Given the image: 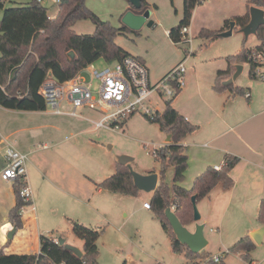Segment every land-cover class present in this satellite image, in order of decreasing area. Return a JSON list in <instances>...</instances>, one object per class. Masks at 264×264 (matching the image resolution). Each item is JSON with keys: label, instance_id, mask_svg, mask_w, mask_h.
Masks as SVG:
<instances>
[{"label": "rangeland", "instance_id": "obj_1", "mask_svg": "<svg viewBox=\"0 0 264 264\" xmlns=\"http://www.w3.org/2000/svg\"><path fill=\"white\" fill-rule=\"evenodd\" d=\"M16 2H26L27 0H12ZM146 5L143 11L148 12V18L153 22L152 26L143 25L138 30H129L125 34L116 35L114 41L121 48L135 56L143 57L146 66L149 69L150 81L155 82L165 76L169 71L181 63L185 58V80L182 89L178 92L172 104L177 106L179 111H186L200 104L202 98L212 94L217 98V104L224 106L225 98L228 94L226 91L223 95H216L211 89V83L217 70H225L227 68L226 57L238 54L242 48H252L260 42L261 35L258 33H250L245 37L241 26L235 24L231 33L227 36H219V33L229 29L230 22H235L236 18L249 14V8L255 4L253 0H203L194 10L188 29V37L191 42L180 41L174 43L167 35L169 28L175 27L181 17L183 9V0H144ZM11 0L4 3V8L13 5ZM42 5L47 7L48 14L55 16L57 5L44 0ZM129 3L126 0H85V6L95 13L101 20L108 21L113 27L119 28L121 24V13L126 9ZM0 8V18L3 14V9ZM132 9V6L129 7ZM78 34H92L95 30L94 24L90 19L77 20L71 27ZM201 30L214 31L213 39H208L205 36H199ZM264 33V32H263ZM190 54H187V52ZM113 63V60L106 61L99 58L92 64L87 66L83 71L86 79H90L89 71L93 68H102L106 64ZM242 66V71L233 80L232 86L236 85L247 87V84H253V88L259 92L264 90V83L249 77V65L244 61H239ZM208 99V97H207ZM209 100V99H208ZM156 101V99H155ZM246 99L241 93H237L234 97L228 99L227 108H238L242 112L237 116L239 118L246 116L249 110L245 107ZM63 109H69L66 102H62ZM87 108V107H85ZM164 108L163 101H160L157 106L158 110ZM83 109V108H82ZM47 113H32L28 111H19L5 109L0 107V127L11 126L12 129L27 126L26 131L37 129L40 132L29 131L25 133L27 137L32 136L34 148H39L43 151L42 154H48L56 148L52 140L48 139L46 127L57 120L67 119L76 123H83L74 119L75 117H62L60 115L50 114V107H46ZM81 109L78 110L80 112ZM122 127L111 130L102 128L100 138H94L95 134L91 135V139L98 142V145L90 143L87 138L76 137L72 138V173L73 182L77 185H89L88 178H93L95 175L97 164L93 157L102 159L107 162V176L115 171V164L118 157L125 155L132 158L130 167L138 173L151 171L158 173L159 182L172 184L173 167L169 166L165 173L161 176V162L153 155V150L165 144L167 133L160 130L156 123L151 122L141 111L134 112L121 120ZM24 133L8 134L0 138V167L4 164V151L7 143L14 144L18 138L23 140ZM33 134V135H32ZM19 135V136H18ZM57 140L55 139L54 142ZM47 143V146L40 148L41 145ZM60 148V146H59ZM52 150V151H51ZM204 150L211 148L204 147ZM80 170L76 173L75 170ZM191 169L188 165L181 186L190 189ZM8 190L5 182L0 181V232L4 234L12 230L9 223V228L2 227V222L7 220L6 214V195ZM95 191V189L93 190ZM105 194V193H103ZM111 196V195H110ZM118 200L114 204H105L104 197H100L98 202H92L94 208L98 212L109 213L110 223L103 222L97 219L96 229L100 231L97 240L98 254L96 256V264H206L209 258H196L194 260L186 257L185 250L173 251L170 245V239L163 231L160 222L155 217L152 209L146 210L143 208L144 202H149L151 192L139 190L135 195H119ZM109 201V200H107ZM98 203V204H95ZM175 204V203H174ZM171 203L170 207L174 205ZM31 203L25 205L24 210H27ZM113 205L117 209H113ZM199 210V205L197 204ZM80 207V206H79ZM75 206L70 205L65 201H59L52 205V212L55 216H61L63 213L74 217ZM105 209H108L107 211ZM78 210V209H77ZM175 210V209H173ZM72 211V212H71ZM67 212V213H65ZM71 212V213H70ZM77 217V216H76ZM76 220V218H72ZM79 222V221H78ZM193 222V221H192ZM192 222L187 226L192 227ZM83 224L84 222H80ZM86 225V224H83ZM87 226V225H86ZM90 227V226H89ZM51 231V230H50ZM55 231L52 235H56ZM217 228H212L208 231V240L210 244L205 248L210 256L220 253L219 247L224 251L231 246V242L226 237L218 235ZM8 235V234H7ZM81 243L72 235V246L77 247V243ZM69 244V243H68ZM78 248V247H77ZM204 249V250H205ZM250 260H245L241 255H233V253L224 254L223 261L225 264H251V260L255 264H264V236L262 242L257 244L249 254Z\"/></svg>", "mask_w": 264, "mask_h": 264}, {"label": "trees", "instance_id": "obj_2", "mask_svg": "<svg viewBox=\"0 0 264 264\" xmlns=\"http://www.w3.org/2000/svg\"><path fill=\"white\" fill-rule=\"evenodd\" d=\"M201 1L203 0H183L182 17L167 33L172 42L181 41V30L190 25L193 10ZM253 1L257 5L261 3V0ZM11 2L14 4L5 8L4 3L0 2V8H4L0 18V107L2 108L44 111L46 104L38 90L46 78L51 77L57 83H62L99 58L114 61L129 55L114 41L116 35L125 34L129 29L125 25L115 28L108 21L101 20L85 6V0H59L56 4L55 16H50L47 7L37 0L26 2L11 0ZM145 5L146 2L142 0L141 11ZM81 19L92 21L95 27L92 34H78L73 31L72 25ZM248 19L249 14H245L236 18L235 24L242 28L247 24ZM263 32L262 26L256 33L264 37ZM214 35V31L199 32V36L208 39H213ZM70 52H73V56H70ZM247 52L248 49L242 48L238 54L226 57L227 68L216 71L212 84L214 91L228 90L231 95L241 92L242 89L232 86V83L225 85L224 82L234 74L239 61H246ZM249 76L251 77L250 74ZM174 97L165 101L162 111H156L152 116L145 115L151 122L156 123L160 130L170 135V142L153 150V155L161 162L160 175L162 176L169 166L173 167L172 184L159 182L149 201L150 208L169 237L173 251L185 250L186 257L191 260L209 258L206 264H224V254L229 252L239 254L249 261V254L256 246L249 235L239 238L228 251L222 252L221 261L214 262L210 253L204 250L192 253L181 244L165 217V209L170 207L171 203H175L174 213L181 224L183 226L190 224L193 221L191 196L195 195L197 201L208 195L219 182L230 186L232 180L228 173L238 161L236 157L226 155L224 158L226 163L219 170L208 167L195 178L190 189L181 186L188 165V157L181 140L194 131L196 126L187 122L172 106ZM122 124L123 122L120 123V127ZM13 184L16 203L9 210L8 222L18 230L22 227L20 207L27 203L19 195L23 181L17 179ZM96 186L121 195H135L139 191L133 184L128 166L119 163L115 172L99 181ZM258 220L264 224V200L260 202ZM71 224L72 233L83 240L80 257L68 249L65 243H55L51 236L40 235L39 252L7 255L0 250V264L96 263L100 231L77 221H72Z\"/></svg>", "mask_w": 264, "mask_h": 264}, {"label": "crops", "instance_id": "obj_3", "mask_svg": "<svg viewBox=\"0 0 264 264\" xmlns=\"http://www.w3.org/2000/svg\"><path fill=\"white\" fill-rule=\"evenodd\" d=\"M129 7L130 5L126 7L120 16L129 10ZM126 52L138 58L146 65L143 57L135 56L128 51ZM236 86L242 89L239 93H242L243 96L245 92L250 93V97L245 98L246 101L243 102L249 113L241 118L237 116L242 112L241 110L238 108H227L228 99L234 97L228 90L216 92L212 89L219 96L223 95L226 91L228 92L225 98L226 103L221 107L216 102L217 98H214L212 94H206L209 100L207 97L202 98L200 104L181 112L177 106L172 104L177 95L171 102L172 106L187 122L196 126L194 131L188 133L181 140V145L185 148L188 165L191 169V187L197 176L208 167L221 164L226 155L238 159L237 163L228 173L232 184L226 186L219 182L211 189L208 195L196 201L199 205L201 216L199 223L204 224V233L208 241L204 249L210 244L207 234L208 231H212V228H217L220 240L221 237H226L231 242L230 244H234L242 236H250L251 232L264 225L258 220L260 202L264 200V90L257 92L253 88V84H247V87L244 88ZM163 103H165V100ZM28 112L44 114L47 113V110ZM49 113L62 117H74L68 114H56L52 109ZM80 115V117H75L74 119L84 121L83 123L75 124L73 122L72 124L70 120L62 119L46 126L48 128L46 131L47 136H49L48 139L52 140L55 144L54 148H56L48 154H42L41 151L43 150L34 148L32 136L27 137L28 134L25 135L29 131L34 134V132H40V130L30 129L26 131L27 126H21L17 129H12L11 126L0 127V138L10 133H24L23 140L18 138L17 142L14 141V144L7 143L5 147L11 145L27 155L26 176L32 193L31 205L21 214L22 227L15 231L12 238H8L7 234L9 232L7 234L0 232V250L4 254L39 252L40 235H48L57 239L63 238L65 243L69 244H72L73 235L81 242L77 243V247L82 250L83 240L72 233L71 222L75 221L72 218H76L77 222H84L83 224L94 229H96L95 226L97 227L96 223H98L97 219L99 218L103 222H111L109 213L102 212L100 214L98 209L92 205V202H98L102 196L104 197L105 204H114L120 197L117 193H112L96 186L99 181L108 177L106 175L109 172L107 162L105 161L104 163L102 159L93 157L94 161L99 165L96 167L95 175H91L93 178H88L87 180L90 186L86 184L85 186H79L77 182H73L72 138H87V141L92 144L95 143L94 145L97 147L98 142L90 137L92 134H95L94 138L101 137V133L99 132L101 129H96L93 122L99 120L103 113L97 109L83 108L80 110ZM55 139L57 140L56 142H54ZM165 143H168L166 139ZM46 146L47 143H44L40 148ZM208 146L211 150H204V147ZM117 163L118 161L115 164V170ZM75 171L76 173H80V170L76 169ZM149 173L152 172L147 171L141 174ZM0 181L5 182V185L8 187L5 197L6 212L9 213V210L16 203V195L13 189L14 182L5 181L1 178ZM158 184L159 176L157 178ZM184 188L188 189L185 186ZM94 189L95 191H93ZM152 193L153 191H151V196ZM59 201H65L70 205L71 210L72 205L75 206L78 209H75L76 215L72 217L71 211V215L63 213L61 216H55L51 208L54 203ZM143 208L146 210L151 209L144 206ZM115 209L117 208L113 205L111 211ZM105 210L107 211L108 209ZM5 216L7 220L2 222V224H5L4 227L7 226L8 230H10V226H8V214ZM191 228H194V222H192ZM53 231L57 234L52 235ZM251 240L253 241L252 238ZM254 244L257 245L256 243ZM231 246L229 245L226 250L228 251ZM222 248L224 247H219L220 253L224 252ZM204 251L207 252L206 249ZM233 255L237 254L233 253ZM251 264H255V262L251 260Z\"/></svg>", "mask_w": 264, "mask_h": 264}, {"label": "built area", "instance_id": "obj_4", "mask_svg": "<svg viewBox=\"0 0 264 264\" xmlns=\"http://www.w3.org/2000/svg\"><path fill=\"white\" fill-rule=\"evenodd\" d=\"M6 1L0 0L3 3ZM37 1L42 4L44 0ZM49 1L55 4L59 2V0ZM254 5L264 12V0H261L260 5ZM262 26L264 27V25ZM181 41L191 42L188 37V27L181 30ZM188 54H190L189 51L186 56ZM185 60L186 58L159 80L151 82L146 65L138 58L127 55L102 68L91 69L89 71L90 79H86L83 75V71L87 67L62 83H57L53 78L48 77L40 85L38 93L44 99L46 107H50L56 114L80 117L79 109L87 107L100 110L103 115L99 120L93 122L94 127L115 130L121 128V120L126 119L134 112L141 111L144 115L152 116L158 111L157 106L160 101L174 97L184 84ZM245 62L249 65L251 77L264 83L263 36L257 45L248 49ZM244 97L249 98L250 93L245 92ZM62 102H66L69 109H63ZM3 157L4 164L0 170V178L10 182L21 179L23 185L19 190V195L25 203L30 204L32 193L26 176L27 155L13 146L7 145ZM225 163L226 161L223 160L221 164H216L213 168L219 170ZM27 204L20 207L21 214ZM143 206L150 208L149 202H144ZM175 207L176 204L170 208L173 210ZM1 226L4 227L5 224ZM52 240L58 243L57 238ZM222 258V253L211 257L214 262H219Z\"/></svg>", "mask_w": 264, "mask_h": 264}, {"label": "water", "instance_id": "obj_5", "mask_svg": "<svg viewBox=\"0 0 264 264\" xmlns=\"http://www.w3.org/2000/svg\"><path fill=\"white\" fill-rule=\"evenodd\" d=\"M129 5L132 6V9L125 11L121 16V23L125 25L129 30H138L143 25L152 26L153 22L148 18V12L141 11L142 9V0H129ZM138 11V12H137ZM235 22H230L229 29L222 33H219V36H227L231 33V30ZM264 25V12L259 7L252 5L249 8V19L247 24L242 27V32L245 37L250 33H256L259 27ZM70 56H73V52L69 53ZM242 71V66L237 65L236 71L231 76L230 79L224 82L225 85L230 84L233 80L240 74ZM167 142H170V135H167ZM131 157L121 155L118 157V163L121 165H127L130 173L133 177V184L138 190H143L146 192H151L157 187V173L141 174L135 172L130 167ZM191 203L193 208V222L194 228L192 229L189 226H183L179 221L178 217L170 207L165 209V217L167 218L173 233L176 236V239L183 245H185L192 253H198L204 249L207 244V238L204 233V224L199 223L201 218L200 212L196 205V196H191ZM16 229L12 227V230L8 234V238H12ZM264 234V225L255 231L250 233V237L253 239L254 243L260 244L262 242V236ZM59 244H64L65 240L63 238L58 239ZM66 247L74 252L75 255L81 256L82 250L74 247L68 243H65ZM96 264V263H94ZM131 264V263H129Z\"/></svg>", "mask_w": 264, "mask_h": 264}, {"label": "flooded vegetation", "instance_id": "obj_6", "mask_svg": "<svg viewBox=\"0 0 264 264\" xmlns=\"http://www.w3.org/2000/svg\"><path fill=\"white\" fill-rule=\"evenodd\" d=\"M261 27H262V26H261ZM261 27H259V29H260ZM259 29H258V30H259Z\"/></svg>", "mask_w": 264, "mask_h": 264}]
</instances>
